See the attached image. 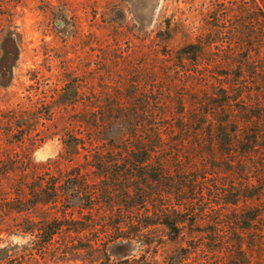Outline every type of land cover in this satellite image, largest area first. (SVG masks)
Masks as SVG:
<instances>
[{
	"label": "trees",
	"instance_id": "1",
	"mask_svg": "<svg viewBox=\"0 0 264 264\" xmlns=\"http://www.w3.org/2000/svg\"><path fill=\"white\" fill-rule=\"evenodd\" d=\"M211 48L199 39L143 52L130 100L80 101L81 84L67 82L53 103L0 113V140L14 144L0 145L10 232L50 244L64 230L92 231L108 244L163 225L175 238L191 232L181 251L198 264H264V64L238 36L235 62L209 59ZM223 65L235 67L234 82ZM55 138L64 151L37 161L34 151ZM83 152L94 180L77 163L60 167Z\"/></svg>",
	"mask_w": 264,
	"mask_h": 264
},
{
	"label": "rangeland",
	"instance_id": "2",
	"mask_svg": "<svg viewBox=\"0 0 264 264\" xmlns=\"http://www.w3.org/2000/svg\"><path fill=\"white\" fill-rule=\"evenodd\" d=\"M235 36L254 42L264 64V0H0V113L30 100L53 103L67 82L81 84L80 101L130 100L129 85L138 80L143 52L211 40L206 57L231 63ZM227 69L232 73L228 82H234L235 67L217 71ZM0 145L14 148L5 138ZM61 151L64 146L55 138L33 155L47 161ZM84 153L60 167L70 170L77 163L94 180L96 169ZM72 203L81 218V202ZM12 216L0 208V264H198L181 251L191 238L188 229L175 238L157 225L108 244L93 241L92 231L77 236L64 230L46 244L11 233ZM208 257L218 264L219 258Z\"/></svg>",
	"mask_w": 264,
	"mask_h": 264
}]
</instances>
